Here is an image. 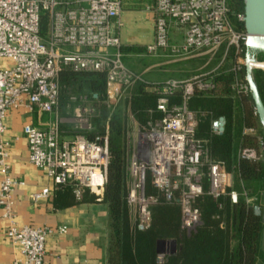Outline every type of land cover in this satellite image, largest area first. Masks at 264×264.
<instances>
[{"label": "built area", "instance_id": "obj_1", "mask_svg": "<svg viewBox=\"0 0 264 264\" xmlns=\"http://www.w3.org/2000/svg\"><path fill=\"white\" fill-rule=\"evenodd\" d=\"M123 8V0H0V221L9 222L7 238L18 253L10 264H45L48 236L68 229L20 226L16 220L14 191L24 182L13 178L8 161L11 141L4 135L9 110L25 107L53 116L44 129L24 126L29 162L55 185L70 186L76 200L81 201L87 189L102 200L109 162L107 137L104 143L90 141L82 133L65 137L60 113V75L65 68L104 73L110 108L138 82L160 93L151 120L139 128L148 147L128 158L127 199L140 229L150 226L159 200L145 193L147 172L165 200L179 204L181 225L188 233L202 222L196 200L205 194L217 199L227 186L233 187V175L213 161L197 138L200 117L206 114L193 110L190 103L196 93L213 91L214 78L221 74L233 75L230 87L236 94L251 95L247 67L252 72L264 70V62L246 46L247 33L241 27L244 11H233L230 0H154L146 7L155 23L154 40L145 47L148 54L169 61L207 56L218 64L187 79L149 82L122 60ZM43 14L48 17L46 38L41 37ZM173 30L183 34L182 43L172 41ZM173 92H180V99L175 100ZM81 117L78 113L76 118L82 121ZM214 122L212 132L221 134L223 130ZM240 156L264 162V144L260 152L247 148ZM48 195L45 188L31 198L37 202ZM229 196L233 203L242 196L252 202L245 191L233 189Z\"/></svg>", "mask_w": 264, "mask_h": 264}, {"label": "trees", "instance_id": "obj_2", "mask_svg": "<svg viewBox=\"0 0 264 264\" xmlns=\"http://www.w3.org/2000/svg\"><path fill=\"white\" fill-rule=\"evenodd\" d=\"M132 6L138 8L136 4ZM230 7L233 11L243 12L244 0H230ZM46 19L47 14H44L41 20L43 29H46ZM259 61L264 62V59ZM263 72L256 69L252 76L264 103ZM60 80L62 91H86L93 102L96 125L87 132L88 139L104 143L107 137L109 162L101 200L109 209L107 264H256L257 241L263 224L262 208L259 214L256 210L259 205L247 203L244 196L238 203H233L229 193L235 186H227L225 194L217 199L209 194L200 196L196 206L201 211L202 222L188 233L181 225L179 204L167 202L163 193L154 188L151 173L147 172L145 193L155 195L159 200L152 209V221L147 229H140L136 218L132 220L127 199L128 113L130 111L141 126L146 125L151 120V112L156 109L160 96L158 90L138 82L125 94L122 102L110 108L104 73L75 72L65 68ZM232 80V74L216 76V88L209 93H196L190 106L206 114L200 117L197 129V138L203 141V148L214 162L241 180L242 192L252 198L259 194L264 162L242 157L240 152L247 148L260 152L264 144V128L251 95L236 94L230 87ZM170 95L175 100L180 99V92ZM220 118L225 120L224 130L221 134H214L212 123ZM247 128L256 132L247 133L244 131ZM58 187L73 194L70 186ZM204 189H209L208 179H205ZM83 200L95 202L97 196L87 189ZM160 240H175L177 251L159 259L157 243Z\"/></svg>", "mask_w": 264, "mask_h": 264}, {"label": "crops", "instance_id": "obj_3", "mask_svg": "<svg viewBox=\"0 0 264 264\" xmlns=\"http://www.w3.org/2000/svg\"><path fill=\"white\" fill-rule=\"evenodd\" d=\"M153 2L154 0H141L139 3H136L135 0H123V5L125 9L133 8L134 10L142 9L145 11L146 7ZM134 4L138 5V8L133 7ZM149 16L154 19L152 14ZM171 36L173 42L182 43L183 34L180 31L173 30ZM143 47L146 46L140 48L143 49ZM190 59L191 61H203L205 67L208 68L204 72L212 70L218 64V60L209 62L207 56H196ZM180 61L168 60L164 63L170 64ZM52 119L53 116L47 113L30 112L25 107L11 109L7 112L4 138L11 141L8 160L11 175L13 178L24 182L23 186L14 191L16 220L20 226H47L53 229L61 226L67 227V233H54L48 236L45 245V264H107L108 205L101 200L92 202L82 199L77 201L73 194L63 192L45 173L29 162L28 142L23 133L24 126L31 124L44 129ZM232 180L233 186H235L234 190L241 193V180L234 175ZM45 188L49 189V195L33 202L31 196ZM262 197L260 194H255L250 198L253 205H259V210L262 208L260 211L263 216V224L257 241L256 264H264V206ZM8 227V221H0V264H10L18 256L14 246L7 238Z\"/></svg>", "mask_w": 264, "mask_h": 264}, {"label": "rangeland", "instance_id": "obj_4", "mask_svg": "<svg viewBox=\"0 0 264 264\" xmlns=\"http://www.w3.org/2000/svg\"><path fill=\"white\" fill-rule=\"evenodd\" d=\"M149 15L146 10L142 9H123L122 21L124 25L121 39L124 55L122 60L129 69L141 74L149 82H163L170 78L187 79L208 69L203 61H191V59L166 64L164 62L169 59L161 58L160 55H149L145 47L141 49V46H146L154 40L155 23ZM46 22V29L41 27L42 38H46L48 34V17ZM251 52L255 54L257 60L264 59L263 50L251 49ZM146 69L148 70L145 71ZM259 70L264 71L263 69ZM87 95L88 92L76 89H63L62 91L60 113L63 117L62 129L67 139H72L81 133L87 135V132L92 131L96 125L95 108ZM78 113L82 116V121L77 120ZM261 127L264 128L262 124ZM139 128L140 124L129 111L127 132L129 158L139 148L146 150L148 147L146 141L140 137ZM259 194L263 196L262 204L264 206V178L261 181ZM131 216L134 221L137 217L135 209H131Z\"/></svg>", "mask_w": 264, "mask_h": 264}, {"label": "water", "instance_id": "obj_5", "mask_svg": "<svg viewBox=\"0 0 264 264\" xmlns=\"http://www.w3.org/2000/svg\"><path fill=\"white\" fill-rule=\"evenodd\" d=\"M244 28L247 33L246 46L248 49H257L264 51V0H244ZM252 69L247 67V80L251 90V97L254 101L257 115L264 127V103L259 93L257 84L252 76ZM225 120L220 118L214 122L215 127L224 130ZM256 210L260 214L259 208ZM177 251L175 240H160L157 243V252L159 259H163L168 253Z\"/></svg>", "mask_w": 264, "mask_h": 264}, {"label": "bare ground", "instance_id": "obj_6", "mask_svg": "<svg viewBox=\"0 0 264 264\" xmlns=\"http://www.w3.org/2000/svg\"><path fill=\"white\" fill-rule=\"evenodd\" d=\"M263 67H264V63L263 64H261Z\"/></svg>", "mask_w": 264, "mask_h": 264}]
</instances>
